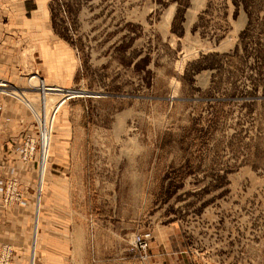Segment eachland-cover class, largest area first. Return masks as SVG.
Instances as JSON below:
<instances>
[{
	"label": "rangeland",
	"instance_id": "374dc122",
	"mask_svg": "<svg viewBox=\"0 0 264 264\" xmlns=\"http://www.w3.org/2000/svg\"><path fill=\"white\" fill-rule=\"evenodd\" d=\"M46 1L77 77L42 95L0 79V96L33 99L51 149L58 121L88 129L77 135L97 180L87 237L118 233L142 264H264V0H233L251 5L245 33L231 0ZM18 74L45 88L37 72Z\"/></svg>",
	"mask_w": 264,
	"mask_h": 264
},
{
	"label": "crops",
	"instance_id": "0c3cea01",
	"mask_svg": "<svg viewBox=\"0 0 264 264\" xmlns=\"http://www.w3.org/2000/svg\"><path fill=\"white\" fill-rule=\"evenodd\" d=\"M231 6L238 13L233 23L240 25L238 32L245 33L251 25V5L231 0ZM46 8V0H0V79L20 84L30 94L42 95L47 90L22 86L23 76L18 73L22 74L23 69L37 72L45 87L68 86L78 74V66L71 61V49L56 39ZM261 24L264 40L263 16ZM233 32L231 29L229 38L237 37ZM22 53L28 66H12L13 57ZM63 53L69 61L61 66ZM69 99L61 107L67 104L71 112L73 100ZM1 101L0 177L17 176L29 200L26 206L6 205L0 195V248L13 245L16 250L13 264H30L31 259L37 264H142L134 252L126 254L131 248L122 242L118 233H98L95 239L87 237L88 227L94 221V209L88 202L93 192L90 187L93 185V189L97 180L93 178L91 184L89 162L77 135H86L88 129L75 126L70 118L58 121L53 132L51 161L39 190L36 166L23 164L16 152L22 139L36 131L33 107L15 97H2ZM35 212L41 225L38 224L33 241L30 223ZM106 223L114 226L110 221ZM150 258L144 263L157 262L158 257Z\"/></svg>",
	"mask_w": 264,
	"mask_h": 264
},
{
	"label": "built area",
	"instance_id": "2783aa9c",
	"mask_svg": "<svg viewBox=\"0 0 264 264\" xmlns=\"http://www.w3.org/2000/svg\"><path fill=\"white\" fill-rule=\"evenodd\" d=\"M2 114L3 104L0 101V126L3 119ZM35 118L38 124L37 131L28 134L22 139V142L16 148V152L23 164H34L36 166L39 183H42L44 172L50 160L52 123L49 124L44 116L39 118L35 115ZM49 126H51L50 131L48 130ZM0 195L6 205L19 204L26 206L29 201L19 178L13 175L0 177ZM147 237L148 235H138L134 240L137 248L142 252V257L145 259H147L146 252L149 248V239ZM15 251L13 245H3L0 248V264H13Z\"/></svg>",
	"mask_w": 264,
	"mask_h": 264
},
{
	"label": "bare ground",
	"instance_id": "6f19581e",
	"mask_svg": "<svg viewBox=\"0 0 264 264\" xmlns=\"http://www.w3.org/2000/svg\"><path fill=\"white\" fill-rule=\"evenodd\" d=\"M46 90H48V89H46ZM48 93V92H47ZM44 94H46V91L44 92ZM33 99H31V97L29 98V97H27V99H26V101L29 103V105L31 104V101H32ZM44 116V115H43ZM45 117V116H44Z\"/></svg>",
	"mask_w": 264,
	"mask_h": 264
},
{
	"label": "water",
	"instance_id": "95a60500",
	"mask_svg": "<svg viewBox=\"0 0 264 264\" xmlns=\"http://www.w3.org/2000/svg\"><path fill=\"white\" fill-rule=\"evenodd\" d=\"M47 88H49V87H47Z\"/></svg>",
	"mask_w": 264,
	"mask_h": 264
}]
</instances>
